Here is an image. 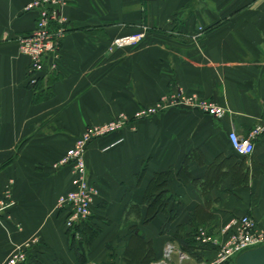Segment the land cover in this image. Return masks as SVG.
Wrapping results in <instances>:
<instances>
[{"label": "crops", "instance_id": "0c3cea01", "mask_svg": "<svg viewBox=\"0 0 264 264\" xmlns=\"http://www.w3.org/2000/svg\"><path fill=\"white\" fill-rule=\"evenodd\" d=\"M29 1L0 0V198L10 190L0 264L21 250L41 264H78L57 207L74 174L54 164L87 127L119 114L131 122L86 150L98 195L85 221L98 231L82 264H148L167 244L188 255L174 251L168 264H204L217 248L200 246L199 230L224 241L223 227L247 214L264 231V132L244 156L228 139L264 119V0H67L57 65L35 84L17 44L37 17ZM142 30L138 44L112 45ZM177 89L226 112L134 117Z\"/></svg>", "mask_w": 264, "mask_h": 264}, {"label": "built area", "instance_id": "2783aa9c", "mask_svg": "<svg viewBox=\"0 0 264 264\" xmlns=\"http://www.w3.org/2000/svg\"><path fill=\"white\" fill-rule=\"evenodd\" d=\"M67 3V0H30L26 9L35 10L37 17L33 29L17 39L18 48L21 53L29 58L27 68V81L35 84L38 73L45 65L49 68L56 67V57L65 33L64 19L60 9ZM145 36L144 30L117 38L112 42L113 46H131L138 44ZM47 63V64H46ZM186 106L208 113L217 118L223 116L226 109L215 102L198 97L195 93L186 94L181 89L174 90L162 95L152 106L138 109L135 118L148 117L168 107ZM129 121L125 114L98 125H90L74 140L72 147L58 159L54 166L70 164L74 174L73 188L57 199V207L67 210L65 226L67 229L85 221L91 214V204L98 195L97 186L90 182L86 175L85 155L88 144L99 137L108 135L124 126ZM264 132V119L248 132L245 136L238 135L234 130L228 132L229 142L235 153L248 155L253 151L254 139ZM118 139L116 142H118ZM10 202V190L6 188L0 198V214ZM227 237L220 241L216 237H209L203 230H199L195 239L202 245H214L217 248L215 258L207 261L206 264H226L232 261L242 251L264 245V231L258 230L256 221L249 215H242L233 219L224 226ZM78 235L76 234V237ZM170 244L165 246V257L168 255ZM27 259L24 250L12 255L7 264H21ZM165 262V260H162ZM161 262V263H162ZM155 264V263H154ZM158 264V263H156Z\"/></svg>", "mask_w": 264, "mask_h": 264}, {"label": "trees", "instance_id": "16d2710c", "mask_svg": "<svg viewBox=\"0 0 264 264\" xmlns=\"http://www.w3.org/2000/svg\"><path fill=\"white\" fill-rule=\"evenodd\" d=\"M159 174H156V178ZM98 231L93 225H89L87 221H82L80 224L74 225L72 228L66 229V233L69 239V247L74 250L77 256L78 264H82L86 261L85 247L92 239L93 235ZM76 234L78 238H76ZM196 248V247H193ZM193 254H196L193 252ZM21 264H41V262L35 257L27 255L26 261ZM226 264H233V260Z\"/></svg>", "mask_w": 264, "mask_h": 264}, {"label": "water", "instance_id": "95a60500", "mask_svg": "<svg viewBox=\"0 0 264 264\" xmlns=\"http://www.w3.org/2000/svg\"><path fill=\"white\" fill-rule=\"evenodd\" d=\"M233 264H264V245L242 251L237 255Z\"/></svg>", "mask_w": 264, "mask_h": 264}, {"label": "rangeland", "instance_id": "374dc122", "mask_svg": "<svg viewBox=\"0 0 264 264\" xmlns=\"http://www.w3.org/2000/svg\"><path fill=\"white\" fill-rule=\"evenodd\" d=\"M131 121H128L125 125H127V124H129ZM124 125V126H125ZM124 126H122V127H124ZM121 129V128H120ZM224 228V227H223ZM205 232V231H204ZM206 234H209L208 232H205ZM211 235V234H210ZM211 236H213V235H211ZM165 250V249H164ZM174 251H176V254L178 255V257L180 258V259H184V258H188V255L187 254H185L183 251H178V250H176L175 248H172V247H170L169 248V252H168V255L165 257V251H163V255H162V258L161 259H159V260H156V261H153V262H150V263H148V264H156V263H158V264H168L167 263V258H169L170 257V255L174 252ZM237 257V255L234 257V259H233V262H234V260H235V258ZM162 260H165V262H162ZM162 262V263H161ZM230 262H231V260H230ZM204 264H206V263H204Z\"/></svg>", "mask_w": 264, "mask_h": 264}]
</instances>
